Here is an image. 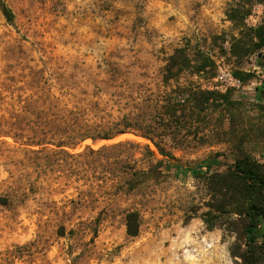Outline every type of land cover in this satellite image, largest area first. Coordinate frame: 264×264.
<instances>
[{"label": "rangeland", "instance_id": "obj_1", "mask_svg": "<svg viewBox=\"0 0 264 264\" xmlns=\"http://www.w3.org/2000/svg\"><path fill=\"white\" fill-rule=\"evenodd\" d=\"M0 1L15 16L11 26L0 8V134H8L0 137V264H234L236 236L209 231L203 222L209 200L204 178L175 163H219L213 172H224L251 124L255 132L245 147L262 161L264 111L257 108V88L264 84V49L233 55L242 25L230 14L245 7L250 14L243 24L256 29L264 22V0L250 7L246 0ZM243 43L250 47V40ZM181 48L191 57L207 56L215 77L185 73L166 84L168 60ZM238 70L253 79L236 86L217 82L222 72ZM179 85L220 94L233 89V100L242 104L237 138L226 133L225 113L208 111L170 131L156 119L162 151L135 132L88 139L74 149L47 144L49 128L64 122L97 127L126 115L152 123V100ZM52 95L60 101L51 103ZM17 128L25 131V142L15 139ZM35 140L40 145H24ZM129 140L148 145L162 164L155 177L126 194L119 192L125 186L116 174L123 166L148 170L146 150H90ZM129 211L141 216L135 238L126 230ZM98 216L93 236L90 224Z\"/></svg>", "mask_w": 264, "mask_h": 264}, {"label": "trees", "instance_id": "obj_2", "mask_svg": "<svg viewBox=\"0 0 264 264\" xmlns=\"http://www.w3.org/2000/svg\"><path fill=\"white\" fill-rule=\"evenodd\" d=\"M259 0H246L245 6H251ZM1 11L9 25L14 26L15 16L13 11L0 1ZM250 14V10L245 7L236 10L230 17L233 21L238 22L240 26L241 38L235 39L232 46V53L236 58H243L251 52L264 49V22L256 29L244 26L245 17ZM240 16V17H239ZM250 40V47L246 48L244 40ZM254 39L259 40V44L253 45ZM264 73V62L259 64ZM215 65L204 54L199 53L198 56L191 57L184 48L177 49L169 58L165 68L164 82L166 84L171 81L178 80L185 73L195 75H208L215 77ZM233 77L242 83H247L253 79L251 73L242 72L240 70L233 72ZM259 93L258 99L261 104L257 105L261 111H264V84L257 88ZM234 90H228L224 94L214 91H197L193 87L176 86L175 89L166 93L165 96L156 97L152 100V107L157 115H154L152 123L144 124L139 120L132 119L130 116H123L116 122L108 125H99L97 127L89 124L71 125L64 122L62 128H49V142L47 144L61 149H74L85 140H113L124 134L135 132L144 139L150 140L155 144L158 150L162 148L157 144L155 138H158V127L160 123L156 121L163 120V126L167 131L172 127H178L188 119H193L198 114L208 111L213 113H225L229 123V131L227 135L236 137L239 134L236 125V113L241 111L240 102L233 100ZM51 103L60 101V98L51 96ZM163 103V104H162ZM35 98L30 99V105H36ZM163 117H167L162 119ZM175 123V126H174ZM51 124H55L51 122ZM15 139L25 142V131L17 128ZM252 124L250 128L243 130V139L239 140L235 145L236 159L234 164L227 165L224 172H213L215 165L219 163H209L205 166H189L177 161L175 166L184 172H194L198 176H202L205 180V186L209 194V200L206 203L208 208L202 216L203 222L209 231L217 228L223 229L229 234L236 236L234 244L230 247V255L234 264H264V151L260 153V161L256 156L249 152L245 145L248 144L246 139L252 137ZM6 133V132H5ZM8 134H0V137ZM251 141V140H250ZM29 146L40 145V141H32ZM119 148H138L144 149L152 160V165L148 170H137L132 167L123 166L122 170L116 174L121 180L123 186L119 192L130 194L138 182L148 180L155 177L159 171L162 161L157 158L155 152L148 145L134 143L132 141L119 142L109 147H103L98 151L90 150L92 154H101L106 150H114ZM66 155H70L68 151ZM84 154H81L82 157ZM153 175V176H151ZM85 202L81 205L85 206ZM101 216V215H100ZM100 216L95 218L90 224V231L93 236L99 233ZM127 234L135 238L140 233L141 216L137 211H129L125 215ZM61 228V233H64ZM74 230H71V234Z\"/></svg>", "mask_w": 264, "mask_h": 264}, {"label": "built area", "instance_id": "obj_3", "mask_svg": "<svg viewBox=\"0 0 264 264\" xmlns=\"http://www.w3.org/2000/svg\"><path fill=\"white\" fill-rule=\"evenodd\" d=\"M216 80L222 86H227V85L236 86L242 83L239 80L235 79L230 73L227 72H222L221 74H219Z\"/></svg>", "mask_w": 264, "mask_h": 264}]
</instances>
